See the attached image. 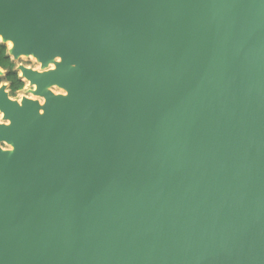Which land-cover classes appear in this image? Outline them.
Masks as SVG:
<instances>
[{"label":"water","instance_id":"obj_1","mask_svg":"<svg viewBox=\"0 0 264 264\" xmlns=\"http://www.w3.org/2000/svg\"><path fill=\"white\" fill-rule=\"evenodd\" d=\"M8 42L0 264H264V0H0Z\"/></svg>","mask_w":264,"mask_h":264},{"label":"trees","instance_id":"obj_2","mask_svg":"<svg viewBox=\"0 0 264 264\" xmlns=\"http://www.w3.org/2000/svg\"><path fill=\"white\" fill-rule=\"evenodd\" d=\"M15 67V63L7 55L6 45L0 43V69L4 73L3 76H0V84L7 83L10 97H14L24 88V82L19 78Z\"/></svg>","mask_w":264,"mask_h":264},{"label":"rangeland","instance_id":"obj_3","mask_svg":"<svg viewBox=\"0 0 264 264\" xmlns=\"http://www.w3.org/2000/svg\"><path fill=\"white\" fill-rule=\"evenodd\" d=\"M14 63L16 65V67L21 64L25 67H29L32 69H38V64L32 58L21 57L17 62H14ZM18 74L20 76V73H18ZM22 80L24 82V88L21 91H19L18 93H16L14 97H11L12 99L18 100L21 96H28L29 95L28 90L31 89V87L28 85V83L24 79H22ZM53 91L56 93L61 92L58 89H53ZM0 118H1V114H0ZM2 146L6 147L4 145H2Z\"/></svg>","mask_w":264,"mask_h":264},{"label":"bare ground","instance_id":"obj_4","mask_svg":"<svg viewBox=\"0 0 264 264\" xmlns=\"http://www.w3.org/2000/svg\"><path fill=\"white\" fill-rule=\"evenodd\" d=\"M6 46H7V48H10V47H11V43L8 42V43L6 44ZM28 58H32V57H28ZM32 59H34V58H32ZM38 68H39V67H38ZM20 74H21V73H20ZM26 82H27V81H26ZM23 97L34 99V97H33L31 94H29L28 96H21V97L18 99V101H20Z\"/></svg>","mask_w":264,"mask_h":264},{"label":"flooded vegetation","instance_id":"obj_5","mask_svg":"<svg viewBox=\"0 0 264 264\" xmlns=\"http://www.w3.org/2000/svg\"><path fill=\"white\" fill-rule=\"evenodd\" d=\"M19 72H17V74H18ZM18 76H19V74H18ZM19 78H20V76H19ZM21 79V78H20ZM2 84V83H1ZM7 84V83H6ZM8 90V89H7Z\"/></svg>","mask_w":264,"mask_h":264}]
</instances>
